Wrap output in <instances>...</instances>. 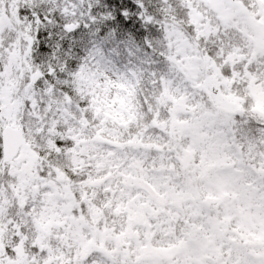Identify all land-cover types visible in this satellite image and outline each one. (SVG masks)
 Here are the masks:
<instances>
[{"label": "snow or ice", "instance_id": "obj_1", "mask_svg": "<svg viewBox=\"0 0 264 264\" xmlns=\"http://www.w3.org/2000/svg\"><path fill=\"white\" fill-rule=\"evenodd\" d=\"M0 264H264V0H0Z\"/></svg>", "mask_w": 264, "mask_h": 264}]
</instances>
